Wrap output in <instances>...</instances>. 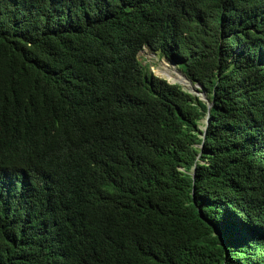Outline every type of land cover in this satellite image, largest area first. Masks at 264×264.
Instances as JSON below:
<instances>
[{
    "label": "trees",
    "instance_id": "1",
    "mask_svg": "<svg viewBox=\"0 0 264 264\" xmlns=\"http://www.w3.org/2000/svg\"><path fill=\"white\" fill-rule=\"evenodd\" d=\"M157 1L0 0V264H264V0Z\"/></svg>",
    "mask_w": 264,
    "mask_h": 264
},
{
    "label": "rangeland",
    "instance_id": "2",
    "mask_svg": "<svg viewBox=\"0 0 264 264\" xmlns=\"http://www.w3.org/2000/svg\"><path fill=\"white\" fill-rule=\"evenodd\" d=\"M138 58L143 66L148 67L158 77L163 79L166 78L168 82L176 83L180 85L183 90L189 91L194 97H196L194 103L197 104L201 101L205 104L206 108L204 115L199 121V128L203 129L204 126H202V123L208 118L209 109L212 103L205 90L201 89L197 83H192L190 80H187L181 71L173 65V62H168L165 58L159 57L157 53H153L151 50L144 49L139 53Z\"/></svg>",
    "mask_w": 264,
    "mask_h": 264
},
{
    "label": "clouds",
    "instance_id": "3",
    "mask_svg": "<svg viewBox=\"0 0 264 264\" xmlns=\"http://www.w3.org/2000/svg\"><path fill=\"white\" fill-rule=\"evenodd\" d=\"M158 2V5L160 6L161 4H164V3H166V2H168V1H166V0H158L157 1ZM145 49V48H144ZM143 49V50H144ZM143 50H141L140 52H142ZM139 52V53H140ZM139 55V54H138ZM163 58H165V57H163ZM166 59V58H165ZM167 60V59H166ZM168 62H171V61H169V60H167ZM172 64V63H171ZM173 65H175L174 63H173ZM176 66V65H175ZM176 68H177V66H176ZM178 69V68H177ZM152 72V71H151ZM153 73V72H152ZM182 73V72H181ZM154 74V73H153ZM183 74V73H182ZM155 75V74H154ZM184 75V74H183ZM157 76V75H156ZM185 76V75H184ZM186 77V76H185ZM187 78V77H186ZM165 80H166V78H165ZM187 80H189L188 78H187ZM170 83V82H169ZM171 84H175V83H171ZM199 85V84H198ZM200 86V85H199ZM201 87V86H200Z\"/></svg>",
    "mask_w": 264,
    "mask_h": 264
},
{
    "label": "bare ground",
    "instance_id": "4",
    "mask_svg": "<svg viewBox=\"0 0 264 264\" xmlns=\"http://www.w3.org/2000/svg\"><path fill=\"white\" fill-rule=\"evenodd\" d=\"M169 77V76H168ZM173 79V78H172ZM182 79V78H181ZM180 80V79H179ZM185 80V79H184ZM171 81H173V80H171ZM183 81V80H182ZM180 82V81H179Z\"/></svg>",
    "mask_w": 264,
    "mask_h": 264
}]
</instances>
